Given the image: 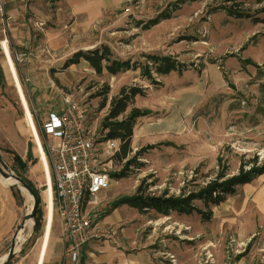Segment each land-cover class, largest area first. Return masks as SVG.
<instances>
[{
	"label": "rangeland",
	"instance_id": "obj_1",
	"mask_svg": "<svg viewBox=\"0 0 264 264\" xmlns=\"http://www.w3.org/2000/svg\"><path fill=\"white\" fill-rule=\"evenodd\" d=\"M237 1L248 16L229 15L220 8L224 0H23L15 22L0 11V45L9 42L41 144L42 123L63 95L84 104L92 133L106 137L112 98L122 87L143 89L120 116L135 107L150 110L133 126L128 159L136 160L126 176L117 178L111 174L118 173L125 160L115 158L108 189L94 205L84 207L94 209L98 220L114 215L94 239H111L115 248L120 245L135 256L137 264H264V174L212 207L210 219L198 213L139 212L127 204L111 210L114 200L134 194L139 185L155 195H181L204 186L220 171L226 178L243 165L249 169L247 161L264 162V0ZM42 28L65 39L64 55L58 59L43 53L33 66L32 61H20L18 56L24 58V52L44 44L38 40ZM29 32L37 41L34 47L16 42L15 33L28 37ZM103 45L110 49V60L127 61L129 69L97 73L84 59L64 66L74 52ZM164 59L176 69L159 74L158 60ZM0 70V111L10 109L21 138L30 145L31 165L25 175L39 191L43 216L39 233H33L34 219L21 230L33 199L17 186L24 198L22 215L0 258L20 230L24 240L17 241L18 251L7 264H37L47 213L44 169L1 46ZM6 149L11 146L2 134L1 155L12 169ZM52 188L53 225L43 264H70L53 183ZM194 203L204 209L200 200ZM54 237L62 241L58 250Z\"/></svg>",
	"mask_w": 264,
	"mask_h": 264
},
{
	"label": "trees",
	"instance_id": "obj_2",
	"mask_svg": "<svg viewBox=\"0 0 264 264\" xmlns=\"http://www.w3.org/2000/svg\"><path fill=\"white\" fill-rule=\"evenodd\" d=\"M226 2H229V4ZM220 8L226 10L229 15L237 17L248 16L249 14V11L244 9L242 3L237 0H224V4L221 5ZM262 20L264 21V18ZM110 54V49L106 45L95 47L90 50L80 49L74 52L72 57L67 59L64 66L68 67L84 59L97 73H102L106 70L114 75L129 69V63L127 61H121L119 59L110 60ZM158 62L159 65L156 67V72L159 74H168L176 69L175 64L169 60H158ZM146 74L149 79L153 80L149 72ZM137 94H143V89L138 87H122L119 94L112 98L108 113L105 116V125L109 127L106 138L118 139L119 142H121L116 158L119 157L125 160L123 168L118 173H112V177L120 178L126 176L130 166L136 160L134 159L135 157L128 159L129 152H131L130 141L133 136V126L137 117L147 115L150 110L135 107L126 117L120 119V116L126 112L132 98ZM106 102V98L103 99L102 106H106ZM5 151L12 155V169L35 190L39 198L33 226V233L37 234L41 231L43 226V216L40 209L41 198L36 186L25 175V172L28 170V162L23 160L22 157L12 149H6ZM30 156L31 151L29 149L27 157L30 158ZM247 163L251 164L249 169H245L243 165L236 175L226 178L224 171H220L215 179L210 180L204 186L195 190H190L187 193H182L181 195H168L167 193L155 195L148 193L146 189L143 188V185H139L134 194L124 195L114 200L111 210L120 205L127 204L136 208L139 212L154 209L157 213L163 215H168L171 211L180 214L198 213L202 215L203 218L210 219L212 217V207L220 205L227 199V196L234 195L239 185L247 184L254 178L264 174V162L257 165V158H255L247 161ZM11 189L17 205L20 207L23 204V195L17 186H11ZM197 200L203 203L204 209L195 205L194 202Z\"/></svg>",
	"mask_w": 264,
	"mask_h": 264
},
{
	"label": "built area",
	"instance_id": "obj_3",
	"mask_svg": "<svg viewBox=\"0 0 264 264\" xmlns=\"http://www.w3.org/2000/svg\"><path fill=\"white\" fill-rule=\"evenodd\" d=\"M87 112L84 104L65 94L61 107L50 112L41 126L58 214L69 242L70 264H83V248L93 237L95 221L91 210L84 207L94 205L98 195L108 189L109 169L120 146L118 139L92 133Z\"/></svg>",
	"mask_w": 264,
	"mask_h": 264
},
{
	"label": "crops",
	"instance_id": "obj_4",
	"mask_svg": "<svg viewBox=\"0 0 264 264\" xmlns=\"http://www.w3.org/2000/svg\"><path fill=\"white\" fill-rule=\"evenodd\" d=\"M20 2H23V0H0V11L1 14L4 15L3 17L12 20V22H15L20 13ZM1 21L3 22V19H1ZM38 24L40 26H43V23ZM28 34L29 36L27 37L22 34L15 33L14 35H16V42L23 44L25 47L29 45H32L34 47L35 42L37 43V41L36 39H34L33 42L32 33L29 32ZM38 35V40L43 42L44 44H39V47L36 49L32 48L34 49L32 50L33 52H24V60L26 61V63L32 61V66L34 65V63H36L37 65L43 53V55L47 57L53 54L58 57V59H61L65 51V39L60 35H56L54 32H49L47 30H43V33ZM25 38H28L29 41H26ZM7 45L10 50L9 42L7 43ZM2 72L3 74L5 73L4 69H2ZM46 82H49V85H53L54 83L52 79H48V81ZM60 107L61 101L57 104L55 109L51 111H56ZM8 110L10 109L5 108L4 110L0 111V137L3 134V136L5 137V141H7L9 146H11V149L15 150L23 160L27 161L28 167H30L31 162L27 160V154L29 150L28 143L23 138H21L23 132L21 129H19V127H17L16 120L13 117V114ZM91 214L96 217L92 226L93 237L90 239L84 249L83 264H137L135 256L127 254V250L121 249L120 245L115 248V244H113V241H111V239H94L96 236L100 235V232L101 230H103L106 222L109 220V218H113L114 215L107 214L106 216H104V218L98 220L94 209L93 211H91ZM21 215V209L17 205L10 184H7L0 176V249L9 240L12 232L21 219ZM52 240L53 247L58 250V248L60 247L59 245L62 243V241H60L59 237H54ZM68 250L69 242L67 241V251Z\"/></svg>",
	"mask_w": 264,
	"mask_h": 264
},
{
	"label": "bare ground",
	"instance_id": "obj_5",
	"mask_svg": "<svg viewBox=\"0 0 264 264\" xmlns=\"http://www.w3.org/2000/svg\"><path fill=\"white\" fill-rule=\"evenodd\" d=\"M2 49H3V53L5 55V59H6V63L8 65L9 71L11 73V76L13 78L14 84L17 88L20 100L22 102V105L25 109V118L28 122L31 134L33 136V140L36 141L37 145H38V153H40V165L42 166V168L44 169V179L46 181V201H47V213H46V224H45V230H44V234L42 237V241H41V246H40V250H39V254H38V263L37 264H43L44 262V258L46 255V251H47V247H48V243H49V239L51 236V230H52V225H53V188H52V176H51V172L49 169V165L47 163L46 157H45V153L43 151V147L39 138V134L36 128V125L34 123V119L32 116V113L30 111L25 93L23 91V87L21 85V82L19 80L18 77V73H17V69L15 66V63L13 61L12 55L10 53L9 47L7 45L6 41H3L1 43ZM4 181L7 184H11L14 183V180L8 179ZM32 225V220L30 219L27 223H26V227H30ZM24 240V237L22 235L21 232H19L18 237H17V241L18 242H22ZM5 255H3L0 258V261L4 258Z\"/></svg>",
	"mask_w": 264,
	"mask_h": 264
},
{
	"label": "water",
	"instance_id": "obj_6",
	"mask_svg": "<svg viewBox=\"0 0 264 264\" xmlns=\"http://www.w3.org/2000/svg\"><path fill=\"white\" fill-rule=\"evenodd\" d=\"M0 176L5 179H13L14 183H11L10 186H18L20 189H23L28 192V194L33 199V204L28 213L25 214L22 223H21V230L26 227L27 220L34 219L36 210L38 208L39 204V198L35 192V190L27 183L25 182L19 175L15 174L12 169L9 167V165L5 162L1 155L0 150ZM19 231H16L13 235L12 244L9 249V252L4 256V258L0 261V264H7L9 260L12 258V256L18 251L16 248L17 245V237L19 234Z\"/></svg>",
	"mask_w": 264,
	"mask_h": 264
}]
</instances>
